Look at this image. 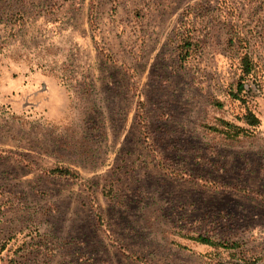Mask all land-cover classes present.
I'll return each mask as SVG.
<instances>
[{
  "label": "rangeland",
  "instance_id": "374dc122",
  "mask_svg": "<svg viewBox=\"0 0 264 264\" xmlns=\"http://www.w3.org/2000/svg\"><path fill=\"white\" fill-rule=\"evenodd\" d=\"M0 264H264V0H0Z\"/></svg>",
  "mask_w": 264,
  "mask_h": 264
},
{
  "label": "trees",
  "instance_id": "16d2710c",
  "mask_svg": "<svg viewBox=\"0 0 264 264\" xmlns=\"http://www.w3.org/2000/svg\"><path fill=\"white\" fill-rule=\"evenodd\" d=\"M187 56H188L187 53L185 55H181V58H180L181 61L186 60ZM250 73H251V66L248 64H245L244 68L242 70V75L248 76V75H250ZM240 90L242 91V86L240 87ZM248 116L249 117L247 118V123H249V125H251V126H255L257 124L258 120L255 117L251 116V114H249ZM54 172L58 173L60 176H67V177L72 176V173H70L69 170H62V169L59 170L58 169V170H55ZM204 242H206V241H204Z\"/></svg>",
  "mask_w": 264,
  "mask_h": 264
}]
</instances>
